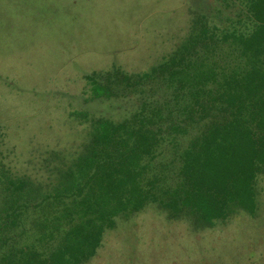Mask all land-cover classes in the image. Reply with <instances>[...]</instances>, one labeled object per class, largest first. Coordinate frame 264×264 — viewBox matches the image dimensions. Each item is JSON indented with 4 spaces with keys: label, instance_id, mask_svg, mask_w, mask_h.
<instances>
[{
    "label": "trees",
    "instance_id": "16d2710c",
    "mask_svg": "<svg viewBox=\"0 0 264 264\" xmlns=\"http://www.w3.org/2000/svg\"><path fill=\"white\" fill-rule=\"evenodd\" d=\"M235 20L193 13L186 39L140 73L84 76L75 150H45L34 176L0 165V264H88L104 234L152 207L193 232L258 215L264 178V0H218Z\"/></svg>",
    "mask_w": 264,
    "mask_h": 264
},
{
    "label": "rangeland",
    "instance_id": "374dc122",
    "mask_svg": "<svg viewBox=\"0 0 264 264\" xmlns=\"http://www.w3.org/2000/svg\"><path fill=\"white\" fill-rule=\"evenodd\" d=\"M235 11L218 0H0V165L34 176L45 150L77 149L88 125L71 112L121 115L117 101H86L85 75L145 72L186 39L193 13L225 27ZM257 188L256 219L193 233L149 207L107 231L88 264H264L263 177Z\"/></svg>",
    "mask_w": 264,
    "mask_h": 264
}]
</instances>
